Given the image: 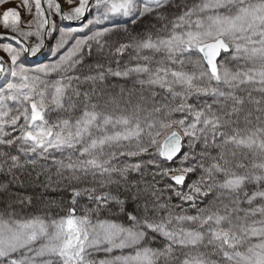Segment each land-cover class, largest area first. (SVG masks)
Returning <instances> with one entry per match:
<instances>
[{
  "label": "snow or ice",
  "instance_id": "snow-or-ice-1",
  "mask_svg": "<svg viewBox=\"0 0 264 264\" xmlns=\"http://www.w3.org/2000/svg\"><path fill=\"white\" fill-rule=\"evenodd\" d=\"M44 2L47 9L34 0L27 27L35 32L20 28L19 8L31 13L29 0L0 16L10 29L0 41L16 45L0 44L11 61L6 67L0 57V175L9 177L0 181V197H17L8 208L31 203L12 188L22 186L20 154L35 164L66 153L55 161L57 175L83 185L72 203L86 196L96 219L77 216L75 207L52 220L0 215V264H264V0H65L76 4L69 12L57 0ZM93 8L94 18L81 24L90 34L59 30L54 62L21 61L56 30L48 16L85 21ZM106 21L146 31L112 45L105 39L111 29L94 28ZM32 36L40 42L29 45ZM129 50L136 63L117 59L113 66L110 58ZM51 73L59 79L49 80ZM109 77L135 79L105 93ZM52 112L63 115L51 119ZM248 153L254 158L245 163ZM172 195L182 203L173 205ZM103 211L126 222L99 219ZM157 238L160 249L149 246Z\"/></svg>",
  "mask_w": 264,
  "mask_h": 264
},
{
  "label": "trees",
  "instance_id": "trees-1",
  "mask_svg": "<svg viewBox=\"0 0 264 264\" xmlns=\"http://www.w3.org/2000/svg\"><path fill=\"white\" fill-rule=\"evenodd\" d=\"M16 2L20 5L22 3V0H16ZM31 7V13H29V11H25L23 13H21L22 11H24L25 8L22 7V10L20 12V16H21V24H20V28L24 31H33L35 32V27L33 28H28L27 24L29 21H32L35 17V7H34V0H29ZM1 10V9H0ZM68 12V11H66ZM94 13H96V10L94 8ZM0 16L1 15V11H0ZM116 21H120L121 18L120 17H116L115 18ZM51 22L55 24L56 26V30L53 32L52 36H49L48 39V46L46 49V52L44 54V60L43 61H32V63H28L25 57V54L22 55L21 57V61L25 64V66L28 67H35L37 65H41L44 63H52L54 62L57 57L59 56L60 53H57V57H53L50 53V49L55 45L56 43V39L59 38V30L61 28L65 29L66 31L68 30H72V32H74V34L77 36H83V32H82V27H76V28H72L69 27L68 25L64 24L61 21V18L59 15L56 14H52L51 15ZM116 26L124 28L123 26H126L124 23H114ZM130 24V23H129ZM127 24V25H129ZM97 26V25H94ZM0 28H2L4 31H9L6 30L3 27L2 21H0ZM88 30L87 28H83ZM140 30L142 32L145 33L146 29H145V25H141L140 26ZM140 35V33H138ZM137 36V35H135ZM55 37V39L53 38ZM44 39V38H43ZM39 39L35 36L29 37L27 40V43L29 45H35L37 43H39ZM44 42V41H43ZM6 43H12L13 46L15 45L14 41H6ZM72 43V42H71ZM62 52L64 51L63 49L61 50ZM135 55L133 52H131V50H129V52L125 53V55L123 57H112L114 59V61H116L117 59H120L121 62L123 64H135L136 61L132 60L131 57ZM44 62V63H43ZM92 63H95V60L92 61ZM105 64H107V61H104ZM228 66L230 68H232L233 70H235V62H228ZM82 72L86 73L89 71L88 67H84L82 70ZM53 74H55L56 76L53 78L51 77ZM51 78L48 77L49 80L51 81H55L57 79H59V74L58 73H51L50 75ZM134 78V77H133ZM135 79V78H134ZM114 80H116V78L113 77H109L106 81V84L108 85V87H106L105 93H109V92H118L120 87H125V88H130L132 85H128L126 84V82L124 84H120V83H114ZM4 83V78L0 79V84ZM73 86L75 87L76 84L75 82L73 83ZM79 87L84 90V89H88L90 87L89 84L87 83H80ZM253 95H259L258 93ZM78 113V114H76ZM74 115H79V109L74 113ZM182 114L181 113H174L173 114V118H178L180 117ZM160 139V138H159ZM2 147V146H0ZM11 154H18L16 152V149L13 148L10 150ZM21 155V163L24 164V167L22 169H17V174L19 176L20 181L22 182V186H17V185H13V192L15 193H19L20 197H30L31 198V203H12V207L8 208L7 205L8 203H11L12 201H15L17 199L16 196H12L10 199H6L4 197H0V215L6 214L7 212H15L18 216H24V217H30V216H38V217H44L48 220H52V219H59L60 217H64L67 216L69 214V209L75 207L76 209V215L77 216H83L85 214H89L92 215V213H84L82 211H80L78 209L77 203L75 205H73L72 203V199H73V195H74V187L72 186L73 182H70L68 180L62 179L60 176L57 175V171H54L53 167L51 166V163L48 162L47 159L43 160L42 158H36V163L32 164V163H28L26 162L27 160H24V157L22 154ZM149 157L147 155L145 156H141V157H136V158H130L129 160L132 161H140V160H147ZM157 159H160L159 157H156ZM253 155L252 153H248L247 154V159L244 160L245 163L250 162L253 159ZM31 159V156L30 158ZM238 159H243V157H238ZM3 158H0V162H2ZM119 160L121 162L124 161H128L126 159H123V157H120ZM164 163V162H163ZM55 163H53L54 165ZM165 165H167V163H164ZM176 164V163H175ZM173 164V165H175ZM47 168V169H45ZM132 177L134 178H139L137 173H131L130 174ZM191 179H196L195 174H190ZM9 177H6L4 175H0V181H4L7 180ZM146 179H151V175H148L146 177ZM169 181H167V179L161 181V186H163L164 184L168 183ZM56 187L58 189V192L56 194L54 193H50V194H45V190L43 188L45 187H49V186H53ZM253 187L249 186L250 189L254 188L255 186L252 185ZM171 193H166V197L167 195H170ZM207 200V198H205V201ZM257 202H259V200H257ZM261 202V201H260ZM171 203L173 205H179L182 203V201L176 197L175 195H172V199H171ZM209 201L205 204H208ZM205 205H201V207H204ZM184 209L188 214L194 215L197 212L196 208H192L189 207L187 204H184ZM176 211H179V209H176ZM191 212V213H190ZM84 213V214H83ZM94 215H96L95 213H93ZM99 219H114V220H118L119 222H126L124 221L123 216L120 215H113L110 212L107 211H103L99 214ZM150 247L154 248V249H160L163 247V243L161 238H157V240H155L154 242H151L149 244ZM200 251H210L207 249H200ZM181 253L179 251H177L175 253V255H180ZM101 256H103V253L100 254ZM212 259H218L217 256H213Z\"/></svg>",
  "mask_w": 264,
  "mask_h": 264
},
{
  "label": "rangeland",
  "instance_id": "rangeland-1",
  "mask_svg": "<svg viewBox=\"0 0 264 264\" xmlns=\"http://www.w3.org/2000/svg\"><path fill=\"white\" fill-rule=\"evenodd\" d=\"M62 1L64 3V8H65L64 11L65 12L66 11L69 12L71 10V8H73V7L76 6V4L69 5V4L65 3V0H62ZM192 2H193V0H189V3H192ZM17 5H19V4L16 2V0H11V2H9V3H4L3 5H0L1 15L3 14V12L5 10L11 9V8H16ZM42 7H43V0H42ZM45 7L47 9V4L46 3H45ZM21 10H22V7L19 8V12H21ZM26 10L27 9H24V11H22L21 13L25 12ZM94 16H95V13H94V8H93V10L91 12V17L90 18H94ZM50 21H51V15H50ZM72 22H75V21H72ZM68 26L69 27H72V28L80 27V26H70V25H68ZM140 26L141 25L137 26V25L129 24V25L123 26L124 28H121V27L116 26L113 22H107L106 21L104 24L94 26V28H97L98 29V28L108 27L109 29H111L110 34L108 36H106L105 39H107L110 44L115 45V43L117 41L123 42V41H126V40L130 39L131 37H133L135 35L138 36L139 35L138 33H140V35H144L145 33L140 30ZM126 28H127V31L125 30ZM81 29H82V32L84 33L83 36L85 34H90L88 32V30L83 29V28H81ZM133 29H135V31H133ZM0 31L5 32L2 28H0ZM73 35L74 36H77V34L75 35L74 32H73ZM48 39H49V36H48ZM43 41H44V39H43ZM71 42L73 43L74 40H70L69 41L70 44H71ZM3 43H6V41H0V44H3ZM0 57H3L8 62L5 65L6 67L10 65L11 61L8 58L7 54L3 51V48L2 47H0ZM31 57H33V56H31ZM110 59L112 61L113 66H115L114 59L112 57ZM26 60H27L28 63H30V62L32 63V61L29 60L27 57H26ZM43 60H44V56H42L40 59H38V61H43ZM229 62H232V61H229ZM188 70H191V66L190 65L188 66ZM55 76L56 75L53 74L51 77L54 78ZM51 77L49 76V78H51ZM133 80H134V78H132V79H130L128 81H124V80H114V83L124 84L126 82V84H128V85H132ZM254 94H256V93H254ZM76 114H78V113H76ZM59 115H63V114L62 113H59V112H52L51 113V119H56L57 116H59ZM163 138H164L163 136L160 137L161 140H163ZM65 156H66V153H61V152L53 151L47 157V160H48L49 163H51V166L53 167L54 171H57V165H56L55 161L62 160V159L65 158ZM23 157H24V160H29V158H30V156L29 157L23 156ZM36 158H40V157H36ZM132 158H136V157H132ZM123 159L129 160L130 158L123 157ZM43 160H45V159H43ZM53 163H55V164L53 165ZM164 163H167V162H164ZM175 163H178V159L176 161L172 162V164H175ZM45 169H47V168H45ZM190 179H191V176H190ZM72 186H75L74 188L83 187V185H77L74 182H73ZM249 186L253 187L252 185H249ZM43 189L45 190L44 193L47 194V195L50 194V193L56 194L58 192V189L56 187H54V185L53 186H49V187H45ZM205 202L207 203L208 200H206ZM76 203H77L78 209L80 211L84 212V213H87V210L89 208L94 207V205L87 199L86 196L78 197ZM255 203H260V201L259 202L256 201ZM245 207H247V205H245ZM91 216L93 217L94 220L96 219V215H94L93 213H92ZM111 220H114V219H111Z\"/></svg>",
  "mask_w": 264,
  "mask_h": 264
},
{
  "label": "water",
  "instance_id": "water-1",
  "mask_svg": "<svg viewBox=\"0 0 264 264\" xmlns=\"http://www.w3.org/2000/svg\"><path fill=\"white\" fill-rule=\"evenodd\" d=\"M58 3H60L62 5V10L64 11L65 8H64V3L62 0H57ZM43 8L46 9L45 7V2L43 0ZM65 12V11H64ZM91 17V12L87 13L86 14V18H85V21H75V22H72V21H67V20H63L61 17V20L63 23L67 24V25H70V26H81L82 23H85L86 22V19L90 18ZM49 20H50V16L47 17ZM0 33H4L3 31H0ZM47 46H48V36H45L44 37V46L41 48L40 52L37 53V55L35 57H31L29 54H25V56L31 60V61H35V60H38L40 59L46 52V49H47ZM176 161V160H174ZM173 161V162H174ZM168 163V162H167Z\"/></svg>",
  "mask_w": 264,
  "mask_h": 264
}]
</instances>
